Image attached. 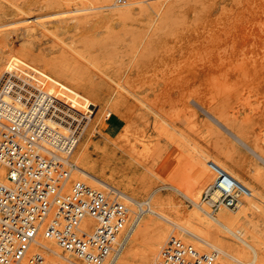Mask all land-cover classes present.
<instances>
[{"label":"rangeland","instance_id":"1","mask_svg":"<svg viewBox=\"0 0 264 264\" xmlns=\"http://www.w3.org/2000/svg\"><path fill=\"white\" fill-rule=\"evenodd\" d=\"M0 57V84L7 67L15 65L42 83L67 87L73 93L59 95L79 107H94L91 117L81 115L77 130L95 131L88 140L92 160L101 165L105 152L117 153L115 164L136 157L140 163L121 176L143 174L145 188L135 193L122 186L111 176L113 164L105 175L88 170L136 199L155 194L173 201L176 211H187L193 206L176 188L184 191L195 181L200 156L227 165L263 199L261 210H245V219L228 230L241 229L242 239H250L243 225L252 221L260 249L258 259L247 249L240 262L223 254L220 260L264 264V0H0ZM134 145L138 156L121 149ZM75 176L71 183L79 181ZM214 177L212 172L201 190V205ZM175 208L165 211L167 220L157 219L168 234L151 264L171 235L201 252L241 244L219 225L202 243L188 233L197 231L180 221ZM240 209L224 211L233 217Z\"/></svg>","mask_w":264,"mask_h":264},{"label":"built area","instance_id":"2","mask_svg":"<svg viewBox=\"0 0 264 264\" xmlns=\"http://www.w3.org/2000/svg\"><path fill=\"white\" fill-rule=\"evenodd\" d=\"M70 102L36 88L20 70L9 71L0 84V169L6 176L0 180V264H50L46 255L32 253L41 238L83 261L64 264H114L152 208L149 199L124 203L84 182H70L79 123L65 117L53 126L54 111L72 109L87 118L94 108L85 104L77 111ZM209 167L215 177L202 197L209 213L237 209L250 197L248 187ZM88 219L94 224L84 227ZM154 264L222 262L217 251L201 252L171 235Z\"/></svg>","mask_w":264,"mask_h":264},{"label":"bare ground","instance_id":"3","mask_svg":"<svg viewBox=\"0 0 264 264\" xmlns=\"http://www.w3.org/2000/svg\"><path fill=\"white\" fill-rule=\"evenodd\" d=\"M20 58L17 57V58H15V60H18L19 62H24ZM15 60H12V61H15ZM3 64H4L3 58L0 57V68H1V66H3ZM7 68H8V70H7L6 74L9 73V71L15 70L17 67L15 65H10ZM4 70H5V68H4ZM16 70H18V69H16ZM47 70H49V69H47ZM23 73L30 77V82L36 88L37 87L38 88H45V89H48L50 92H53L54 88H56L58 91H56V92L54 91V93L57 94L58 97H60V95L73 93V92L68 91L69 89L67 90L66 89L67 87L60 86L58 83H53L47 79H46L47 83H42L40 81V79L38 80V78L35 76L34 73H32L28 70L23 71ZM51 73L52 72H50V74ZM0 79H1V77H0ZM60 88H61V90H59ZM70 101L71 100H69V102ZM70 103H71L70 105L74 106L77 110V107H79V104L76 101H74V102L71 101ZM54 115H55L56 119L52 120L53 126L58 125L57 119H63L65 117H67L73 121H78L79 124H78L77 129H79V127L81 125V123H80L81 119H79V118H81V116L78 115L77 112H75L72 109H69V110H58L57 109L54 111ZM98 122H99V120H98ZM94 132H93V130H90L89 128L86 129L85 131H82L79 135L77 132L75 148L71 152V156H70V160L73 164L72 173H76L75 177L79 181L83 182L84 180L89 179L95 185L97 184L99 187H94L85 181H84V183H86L87 185H90L93 188L99 189L102 192H103V190L110 191L111 194H114L115 196H117L118 199L124 203H130V202H133L134 200H138V199H136L137 198L136 196H134L132 194L129 195L127 192L129 190V188L134 190V192L144 190L145 179L143 178V174H141L142 178L138 177L136 174L133 176V178H125L121 175H123V172H126L127 170L131 171L132 168L134 167L135 162L140 163L139 160H137L136 157H132V155H131L132 160L130 158H123L121 160L122 162H120L119 164H115L117 153L115 155L113 154V155H111V157H109L107 152H105V153H103V156H102V158L104 159V162L101 165L98 164L97 162L93 161L91 158V154L88 150V148L90 146V143L88 142V140H89V137L90 138L92 137ZM123 141H125V140H123ZM131 141H132V139H131ZM84 142H86V143L83 146L82 144ZM141 144H142V142H141ZM78 146H79V152L75 156V160L73 161L72 155L74 156V153L76 154L75 151H78V149H77ZM121 149L125 152L131 151L132 153H136L137 156L140 155L139 150H138L136 145H134L133 147L128 148V149L123 148V147ZM200 158L201 159H199V161L197 162V171H198L197 177H196L195 181L192 180L194 182H192L191 186H189L188 188L186 187L187 189H185L184 191L181 189L179 190L178 188L174 187V188H176V191L180 192L183 195V197H185V199H187L193 206V208H190L187 211H185L186 209H183L184 211L183 210L176 211L177 208L174 207L175 208L174 212L176 211V213H177L176 216L179 217L180 221H182L183 223L188 225L190 228H193L197 231V232H195V231L193 232V231H189L186 229L187 231H189L188 233L193 235L198 240L202 241V243H204L203 241H207V238L209 237L208 236L209 235L208 230L210 231V230L216 229L215 228L216 225L224 227V229H226V231L228 233H230L232 236L234 235V238L236 237L238 240H241L240 241L241 244H239V245L237 244L238 246H236V247H231L229 249V251H225V250L223 251L221 249H217L216 246H211L209 244V242L208 243L205 242L207 245L209 244L211 246V248H214L213 250L217 251L219 253V255L223 254L225 257L227 256L228 258H231L232 261H239L241 258L243 259V258L247 257L248 251H249L247 249H251L252 251L255 252V256L257 255V259H258V257H259L258 250L260 249V243L255 240V238H254L255 235H253V231L254 232L256 231L255 229L254 230L252 229L253 227L255 228V225L253 226L252 221H251L253 218L252 219L250 218L251 220L248 218V220H250L251 222H249V223L245 222L243 225L245 230L251 234L250 239H248V238L242 239L244 235H243V232L241 229H237L235 231L230 230L231 232L228 229L230 228L229 225L232 226V224H234V223L237 224L241 220L245 219L244 218L245 210H251L252 212L257 211V210H261L262 207H260V203H261V200H263L261 193L259 191H256L251 186L249 187V185L247 183H245L237 174H235L233 171H231L227 167V165L223 164L219 159L211 157V156H202V157L200 156ZM112 164L115 165L114 168H111ZM210 164H213L218 169H221V170L225 171L226 173L230 174L237 181H239L241 184L245 185L246 187H248L251 190V195H250V197L247 198L249 201L248 204L245 203L247 201L246 199L242 200L241 204L237 208V209H240V208L241 209L236 216L231 217V216L227 215L226 212L224 211L226 208H221L214 215L209 213V211H207V209L203 210V206H202L203 201H202V205H201V202H199V198L201 195V190L208 183V181L211 177V173L213 172L209 167ZM206 165L210 170L206 168ZM195 167H196V165H195ZM110 168L112 169L110 171L112 173L111 176L113 175L114 177L119 178V183L122 184V186L124 185L125 188L128 189V190L126 189L127 192H125L124 190H120L119 187L117 188V187L113 186L110 182L111 180H108L105 178H99V176L92 173V172H96V170H97V171H99V173L105 175L108 172V170H110ZM88 169H91L92 172L89 171ZM194 171H196V169ZM210 171H211V173H210ZM77 173H78V175H77ZM99 173H97V174H99ZM195 174H196V172H195ZM111 176H109V177H111ZM136 176H137V178H136ZM106 177H108V176H106ZM177 179H181V178H179V176H177ZM0 180H2V181L6 180L5 171L2 169H0ZM117 183H118V181H117ZM150 199L153 201V205H152L151 210L148 213H146L141 218V220L136 224V226L134 227V229L130 235V239L132 241H131L129 248L127 247L128 248L127 251H125V254L123 255V257L121 258V260L118 263H117V261L120 259L121 254L116 258V260L114 261V264H116V263L117 264H151V262L154 260V257L156 256L157 252L159 251L160 246L163 244V242H164V240L168 234V228L165 225H163L162 223H160L159 220H157V219L160 218L163 220H167L168 218L165 216V211L173 212L172 210L174 208H173L172 203H174V202L172 201V203H171L170 200L162 199L159 196L155 197V194L151 195ZM186 207H187V205H186ZM234 210H236V209H234ZM234 210H231V211H234ZM203 211L207 215H205V213ZM169 214H172V213H169ZM146 215H148V216L151 215V216L144 219V217ZM168 222H170V221L168 220ZM171 222L174 223L173 221H171ZM89 224H94L93 220L88 219L87 221H85L84 227H86ZM176 225L179 226L180 224L178 225V223H176ZM256 226H257V224H256ZM181 227H183V226H181ZM182 229L185 230V228H182ZM257 229H258V227H257ZM257 236L258 235H256L255 237H257ZM130 239H129V241H130ZM209 239H210V237H209ZM220 242H221V240H220ZM32 253L33 254L39 253V254L46 255L50 264H64L65 261H68L71 263H82L83 262L82 258H79L77 256H72L69 253L63 252L61 247L59 245H57L55 242L44 239V238H41L38 241V244L32 248ZM67 254H69L70 256ZM71 257H73V258H71ZM253 263H256V258L253 261Z\"/></svg>","mask_w":264,"mask_h":264}]
</instances>
